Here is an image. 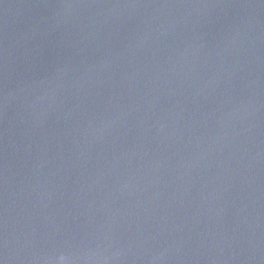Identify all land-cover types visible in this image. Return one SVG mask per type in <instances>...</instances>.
I'll use <instances>...</instances> for the list:
<instances>
[{
    "label": "water",
    "instance_id": "1",
    "mask_svg": "<svg viewBox=\"0 0 264 264\" xmlns=\"http://www.w3.org/2000/svg\"><path fill=\"white\" fill-rule=\"evenodd\" d=\"M264 264V0H0V264Z\"/></svg>",
    "mask_w": 264,
    "mask_h": 264
},
{
    "label": "clouds",
    "instance_id": "2",
    "mask_svg": "<svg viewBox=\"0 0 264 264\" xmlns=\"http://www.w3.org/2000/svg\"><path fill=\"white\" fill-rule=\"evenodd\" d=\"M65 260L66 258L63 255H61L58 258H56L55 264H65Z\"/></svg>",
    "mask_w": 264,
    "mask_h": 264
}]
</instances>
